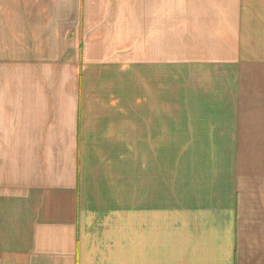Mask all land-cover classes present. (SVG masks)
I'll return each instance as SVG.
<instances>
[{"label":"crops","instance_id":"1","mask_svg":"<svg viewBox=\"0 0 264 264\" xmlns=\"http://www.w3.org/2000/svg\"><path fill=\"white\" fill-rule=\"evenodd\" d=\"M0 264H264V0H0Z\"/></svg>","mask_w":264,"mask_h":264},{"label":"rangeland","instance_id":"2","mask_svg":"<svg viewBox=\"0 0 264 264\" xmlns=\"http://www.w3.org/2000/svg\"><path fill=\"white\" fill-rule=\"evenodd\" d=\"M213 45L214 48L208 47L207 44L167 45L168 73L165 103L168 105L169 126L179 115L175 110L180 106L215 104L214 92L209 91L208 86L215 83V77L221 71L217 66L221 65L225 58L242 55L239 54L238 44L235 47H229L231 44ZM217 95L223 97V94Z\"/></svg>","mask_w":264,"mask_h":264}]
</instances>
